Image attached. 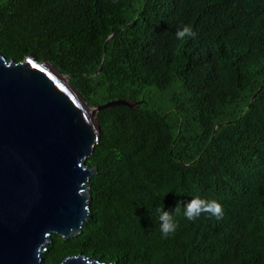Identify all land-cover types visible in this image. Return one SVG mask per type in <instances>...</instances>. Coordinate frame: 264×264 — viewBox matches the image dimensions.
Here are the masks:
<instances>
[{"label":"trees","instance_id":"obj_1","mask_svg":"<svg viewBox=\"0 0 264 264\" xmlns=\"http://www.w3.org/2000/svg\"><path fill=\"white\" fill-rule=\"evenodd\" d=\"M0 50L49 60L92 106L142 101L98 112L89 218L41 264H264V0H0ZM193 197L223 217L174 213L164 238L156 209Z\"/></svg>","mask_w":264,"mask_h":264},{"label":"water","instance_id":"obj_2","mask_svg":"<svg viewBox=\"0 0 264 264\" xmlns=\"http://www.w3.org/2000/svg\"><path fill=\"white\" fill-rule=\"evenodd\" d=\"M48 60H8L0 51V264H41L57 233L79 235L89 217L87 164L99 141L97 113L124 98L91 106ZM58 264L104 263L82 254Z\"/></svg>","mask_w":264,"mask_h":264},{"label":"clouds","instance_id":"obj_3","mask_svg":"<svg viewBox=\"0 0 264 264\" xmlns=\"http://www.w3.org/2000/svg\"><path fill=\"white\" fill-rule=\"evenodd\" d=\"M196 35V33L192 30L191 26H184L182 29H178L176 32V37L178 39H184L186 37L189 38H194ZM1 51V50H0ZM2 52V51H1ZM3 54V52H2ZM4 55V54H3ZM5 56V55H4ZM27 56H33L35 57L38 61H42L39 60L36 56L32 55V54H28ZM6 57V56H5ZM25 57L22 60L19 61H23L25 59ZM6 59H8L6 57ZM8 60H15V59H8ZM46 60V59H44ZM17 61V60H15ZM49 61V60H48ZM54 65V64H53ZM55 66V65H54ZM63 73V72H62ZM65 74V73H64ZM66 75H71V77L73 76L72 74H66ZM71 77H70V82H71ZM72 83V82H71ZM73 85V83H72ZM74 86V85H73ZM263 83L261 84V86L259 87V89L256 90V92L252 95L251 99H250V103L247 105V108L250 107V105L255 101L257 94L259 93L260 89L262 88ZM75 87V86H74ZM76 88V87H75ZM77 89V88H76ZM78 90V89H77ZM79 92V91H78ZM80 93V92H79ZM81 94V93H80ZM82 95V94H81ZM125 99V98H124ZM113 100V99H112ZM128 100V99H126ZM110 101V100H109ZM132 101V100H130ZM108 102V101H107ZM142 101H140L141 103ZM106 103V102H105ZM89 104V103H88ZM102 104V103H100ZM90 105V104H89ZM98 105V104H97ZM122 105V104H121ZM140 105V104H139ZM138 105V106H139ZM92 106V105H91ZM96 106V105H94ZM127 106V105H126ZM136 106V107H138ZM129 107V106H128ZM135 107V108H136ZM111 108V107H110ZM130 108V107H129ZM98 114V113H97ZM98 116V115H97ZM98 118V117H97ZM229 122H231V120H227L223 123H219L216 124L214 129H219L222 125H226ZM100 124V122H99ZM237 129H231L229 131V133L236 131ZM99 139H100V135H99ZM99 142V141H98ZM98 144V143H97ZM96 144V145H97ZM96 147V146H95ZM94 147V149H95ZM94 152V151H93ZM93 154V153H92ZM92 156V155H91ZM90 156V157H91ZM89 157V158H90ZM88 158V159H89ZM88 159H87V164L91 167H96V166H92L88 163ZM97 172V167H96V171ZM94 173V174H95ZM93 177V175L91 176V178ZM90 183H91V179H90ZM92 184V183H91ZM90 190H91V186H90ZM90 201H91V192H90V200H89V215H90ZM157 213H158V220H159V224H160V232L162 234V236L164 238H168L170 234H174L177 227H178V223L174 218V213L176 215H180L181 211H182V215L184 216V218H186L189 221H194L196 219H198L200 216L207 214L209 217H215L217 220L221 219L223 217L224 214V210L222 205L215 199L212 200H208V199H203L200 197H193L190 201H188L187 203L184 204H180L178 203L175 207L174 210H170V211H165L163 205L159 208L156 209ZM89 218V217H88ZM85 222V221H84ZM81 233V232H80ZM79 233V234H80ZM78 236V235H77ZM76 237V236H75ZM74 238V237H71ZM52 241V240H51ZM50 241V242H51ZM49 242V243H50ZM48 243V244H49ZM48 246V245H47ZM47 250V248H46ZM45 250V251H46ZM83 255V254H82ZM86 256V255H85ZM87 257H91V256H87ZM65 259V258H64ZM95 259V258H93ZM98 260V259H97ZM42 261V259H41ZM100 261V260H99ZM102 262V261H101ZM105 263V262H104ZM112 263V262H110ZM58 264V263H56ZM114 264V263H113Z\"/></svg>","mask_w":264,"mask_h":264}]
</instances>
